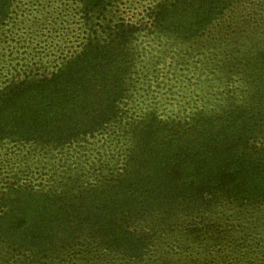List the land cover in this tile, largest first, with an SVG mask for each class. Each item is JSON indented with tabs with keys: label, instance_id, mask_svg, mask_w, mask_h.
<instances>
[{
	"label": "trees",
	"instance_id": "trees-1",
	"mask_svg": "<svg viewBox=\"0 0 264 264\" xmlns=\"http://www.w3.org/2000/svg\"><path fill=\"white\" fill-rule=\"evenodd\" d=\"M83 1L94 37L51 75L0 90V141L17 137L58 149L100 134L122 114L127 45L142 26L110 15L106 22L118 0ZM212 1L228 7L234 0ZM204 2L211 4L162 0L145 23L187 38L207 28L209 13L190 21L194 32L186 21L181 31L172 27L169 18ZM258 92L263 106L247 118L246 106L231 105L210 109L207 119L149 115L133 130L123 170L109 179L61 191L19 182L0 189V264H235L242 253L220 246L221 226L195 215L220 201L264 203V152L248 151L264 133V82ZM166 238L182 240L175 252L158 251Z\"/></svg>",
	"mask_w": 264,
	"mask_h": 264
},
{
	"label": "rangeland",
	"instance_id": "rangeland-1",
	"mask_svg": "<svg viewBox=\"0 0 264 264\" xmlns=\"http://www.w3.org/2000/svg\"><path fill=\"white\" fill-rule=\"evenodd\" d=\"M160 1L118 0L106 14V22L110 15L115 20L137 21L143 28L127 45L129 68L123 70L127 96L121 98L118 119L100 134L58 149L24 143L17 137L0 141V189L19 182L40 191H61L109 179L123 170L133 146V130L153 113L161 119L191 120L200 115L207 119L203 115L210 109L224 111L231 105L246 106L247 118L256 112L254 106H263L258 90L264 82V0H234L228 7L210 0V5L188 6L169 18L172 27L181 31L186 21L192 32L190 21L201 18L204 11L212 22L187 38L146 25L152 19L151 7ZM83 3L0 0V90L28 76L51 75L86 46L94 36ZM106 22L104 16L98 22L99 34L104 33ZM106 88L114 91L110 85ZM58 111L59 119L64 110ZM249 147L251 154L255 147L263 153L264 133L258 140L251 139ZM258 205L220 201L195 217L221 226L220 246L234 244L236 254L242 253L235 264H260L264 259L259 256L254 261L242 256L264 254V203ZM181 241L162 239L158 251L175 252Z\"/></svg>",
	"mask_w": 264,
	"mask_h": 264
}]
</instances>
